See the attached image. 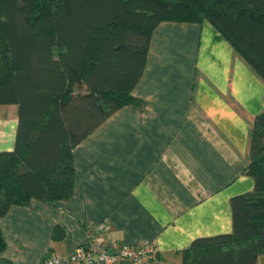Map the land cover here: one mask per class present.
Returning <instances> with one entry per match:
<instances>
[{
	"label": "crops",
	"instance_id": "crops-1",
	"mask_svg": "<svg viewBox=\"0 0 264 264\" xmlns=\"http://www.w3.org/2000/svg\"><path fill=\"white\" fill-rule=\"evenodd\" d=\"M132 95L139 107L117 110L72 149L68 198L33 199L0 219L12 264L65 256L94 235L152 244L153 256L136 264H180L193 239L230 232L229 198L253 187L242 170L264 83L206 21L160 23ZM15 124L0 119V150L12 148Z\"/></svg>",
	"mask_w": 264,
	"mask_h": 264
},
{
	"label": "trees",
	"instance_id": "trees-1",
	"mask_svg": "<svg viewBox=\"0 0 264 264\" xmlns=\"http://www.w3.org/2000/svg\"><path fill=\"white\" fill-rule=\"evenodd\" d=\"M203 21L264 83V0H0V105L16 107L12 148L0 150V219L33 199L68 198L72 149L117 110L140 106L132 90L153 30ZM242 174L253 187L229 198L230 232L193 239L180 264L264 254V109L250 121ZM5 248L0 228V264H12Z\"/></svg>",
	"mask_w": 264,
	"mask_h": 264
},
{
	"label": "built area",
	"instance_id": "built-area-1",
	"mask_svg": "<svg viewBox=\"0 0 264 264\" xmlns=\"http://www.w3.org/2000/svg\"><path fill=\"white\" fill-rule=\"evenodd\" d=\"M103 227L100 224L95 230L87 228L86 236L101 231ZM155 252L156 248L149 243L134 249L118 240H103L99 235H94L85 244L73 248L69 254L48 257L43 264H136L141 257H151Z\"/></svg>",
	"mask_w": 264,
	"mask_h": 264
},
{
	"label": "rangeland",
	"instance_id": "rangeland-1",
	"mask_svg": "<svg viewBox=\"0 0 264 264\" xmlns=\"http://www.w3.org/2000/svg\"><path fill=\"white\" fill-rule=\"evenodd\" d=\"M16 107L13 104L0 105V119L13 120Z\"/></svg>",
	"mask_w": 264,
	"mask_h": 264
}]
</instances>
